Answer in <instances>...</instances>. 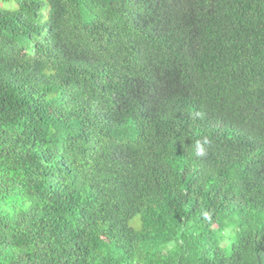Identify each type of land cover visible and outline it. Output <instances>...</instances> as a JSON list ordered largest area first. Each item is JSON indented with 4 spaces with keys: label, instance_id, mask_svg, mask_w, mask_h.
<instances>
[{
    "label": "trees",
    "instance_id": "obj_1",
    "mask_svg": "<svg viewBox=\"0 0 264 264\" xmlns=\"http://www.w3.org/2000/svg\"><path fill=\"white\" fill-rule=\"evenodd\" d=\"M1 1L0 264H264V0Z\"/></svg>",
    "mask_w": 264,
    "mask_h": 264
},
{
    "label": "clouds",
    "instance_id": "obj_2",
    "mask_svg": "<svg viewBox=\"0 0 264 264\" xmlns=\"http://www.w3.org/2000/svg\"><path fill=\"white\" fill-rule=\"evenodd\" d=\"M205 143H206V141H205ZM195 148H196V155L197 156L205 155V151H204L203 145L199 141L196 142Z\"/></svg>",
    "mask_w": 264,
    "mask_h": 264
},
{
    "label": "rangeland",
    "instance_id": "obj_3",
    "mask_svg": "<svg viewBox=\"0 0 264 264\" xmlns=\"http://www.w3.org/2000/svg\"><path fill=\"white\" fill-rule=\"evenodd\" d=\"M0 5H2V6H15L16 5V3H15V1H13V2H10V3H4V2H2L1 0H0Z\"/></svg>",
    "mask_w": 264,
    "mask_h": 264
}]
</instances>
